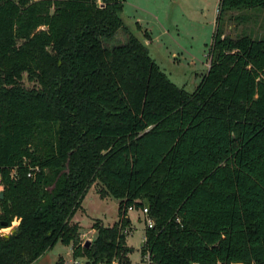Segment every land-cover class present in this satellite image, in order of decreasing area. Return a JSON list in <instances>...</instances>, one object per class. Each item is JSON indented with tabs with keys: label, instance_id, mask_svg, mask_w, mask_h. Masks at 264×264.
Segmentation results:
<instances>
[{
	"label": "trees",
	"instance_id": "1",
	"mask_svg": "<svg viewBox=\"0 0 264 264\" xmlns=\"http://www.w3.org/2000/svg\"><path fill=\"white\" fill-rule=\"evenodd\" d=\"M124 6L0 0V228L11 227L0 264H33L57 241L85 264H131L124 231L130 207L145 206L149 264H264V37L223 28L264 0H220L211 64L191 93ZM92 186L119 200L118 220H93L86 244L73 216Z\"/></svg>",
	"mask_w": 264,
	"mask_h": 264
},
{
	"label": "rangeland",
	"instance_id": "2",
	"mask_svg": "<svg viewBox=\"0 0 264 264\" xmlns=\"http://www.w3.org/2000/svg\"><path fill=\"white\" fill-rule=\"evenodd\" d=\"M219 4L220 0H125L121 17L143 42L146 41L145 30L149 31L151 43L147 45L152 58L174 83L191 93L211 64L210 46L217 26ZM223 28L225 34L233 37L243 33L264 37V12L229 13L223 20ZM125 40L126 36L119 32L111 44ZM118 207L117 198L100 197L95 186L89 188L74 214L82 226V241L94 238L88 231L93 220L113 224L118 219ZM130 227L131 231L126 228L128 231L124 233L128 236L129 246L134 249L130 254L131 263L143 264L141 246L145 240L146 220L141 209L131 212ZM71 250L70 245L57 241L33 264H63L65 261L70 264ZM78 258L85 263L84 257Z\"/></svg>",
	"mask_w": 264,
	"mask_h": 264
},
{
	"label": "built area",
	"instance_id": "3",
	"mask_svg": "<svg viewBox=\"0 0 264 264\" xmlns=\"http://www.w3.org/2000/svg\"><path fill=\"white\" fill-rule=\"evenodd\" d=\"M35 1V0H34ZM23 165L27 168V171H26V176L27 177H30V178H34L36 176V174L40 171V167L38 165H31L28 163V161L24 158L23 161H22ZM17 176V172H16V168H12L11 171H10V177H16ZM3 190V185L0 181V191ZM133 207H130V210H132ZM141 212L142 214L144 215L145 217V220H146V225L148 227H153L154 226V219L149 215V208L147 206L145 207H142L141 208ZM17 222V221H14L13 222V225L14 223ZM11 227H3V228H0V233H5V232H8L10 231ZM128 230L126 229L125 232H127ZM146 264H149L150 263V254L147 253L145 258H144ZM70 264H85V263H82L78 257H71V260H70Z\"/></svg>",
	"mask_w": 264,
	"mask_h": 264
},
{
	"label": "crops",
	"instance_id": "4",
	"mask_svg": "<svg viewBox=\"0 0 264 264\" xmlns=\"http://www.w3.org/2000/svg\"><path fill=\"white\" fill-rule=\"evenodd\" d=\"M150 37H151V35H150ZM145 44H150L151 43V38L150 39H147L146 38V41L144 42ZM134 209H132V210H130L129 211V217H130V219H131V212L133 211ZM73 220L74 221H76V222H78L79 223V225H80V231H82L81 230V228H82V226H81V224H80V222L73 216ZM118 220V219H117ZM17 222H15L14 223V225L16 224ZM91 225H92V223H91ZM91 225H90V230H88L89 231V233H91L92 235H93V237L95 236V234H96V230L95 229H93L92 227H91ZM82 236V235H81ZM128 237V236H127ZM145 238H146V236H145ZM81 240H82V237H81ZM89 240H91V239H89ZM145 241V240H144ZM126 242H127V244H128V238H127V240H126ZM129 245V244H128ZM71 257H72V250H71ZM60 258V257H59ZM142 262H143V264H146V262H144V260L142 259ZM66 263V261L63 263V264H65ZM114 264H117L116 262H114ZM132 264V263H131ZM234 264H241V263H234Z\"/></svg>",
	"mask_w": 264,
	"mask_h": 264
},
{
	"label": "water",
	"instance_id": "5",
	"mask_svg": "<svg viewBox=\"0 0 264 264\" xmlns=\"http://www.w3.org/2000/svg\"><path fill=\"white\" fill-rule=\"evenodd\" d=\"M3 198H4V191L1 190V191H0V200H3ZM85 243H86V244H90V240H87Z\"/></svg>",
	"mask_w": 264,
	"mask_h": 264
}]
</instances>
